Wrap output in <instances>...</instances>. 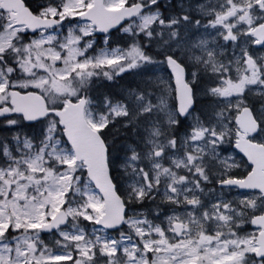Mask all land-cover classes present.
Wrapping results in <instances>:
<instances>
[{"label": "snow or ice", "instance_id": "6c2138e0", "mask_svg": "<svg viewBox=\"0 0 264 264\" xmlns=\"http://www.w3.org/2000/svg\"><path fill=\"white\" fill-rule=\"evenodd\" d=\"M0 264H264V0H0Z\"/></svg>", "mask_w": 264, "mask_h": 264}]
</instances>
